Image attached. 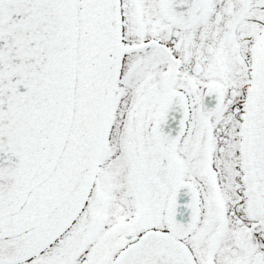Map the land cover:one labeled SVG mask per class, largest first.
I'll use <instances>...</instances> for the list:
<instances>
[{
  "label": "snow or ice",
  "instance_id": "snow-or-ice-1",
  "mask_svg": "<svg viewBox=\"0 0 264 264\" xmlns=\"http://www.w3.org/2000/svg\"><path fill=\"white\" fill-rule=\"evenodd\" d=\"M0 264H264V0H0Z\"/></svg>",
  "mask_w": 264,
  "mask_h": 264
}]
</instances>
